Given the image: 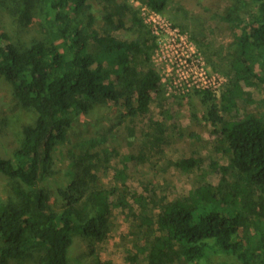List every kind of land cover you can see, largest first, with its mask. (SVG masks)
Masks as SVG:
<instances>
[{"label": "trees", "instance_id": "trees-1", "mask_svg": "<svg viewBox=\"0 0 264 264\" xmlns=\"http://www.w3.org/2000/svg\"><path fill=\"white\" fill-rule=\"evenodd\" d=\"M134 1L162 15L170 2ZM232 1L227 20L234 16L238 30L228 61L232 77L221 90L196 89L195 95L205 109L203 120L214 127L218 145L229 156L221 171L235 175L238 182L233 187L225 178L217 191L209 185L198 190L199 196L165 207L157 217L164 237L152 253L158 264H203L212 253L226 256L228 264H264V208L255 200L257 194L260 200L264 197V116L231 115L240 101L253 104L243 85L257 75L254 68L264 84V0ZM92 2L108 11L109 31L103 36L93 29ZM139 13L130 0H0V80L13 90L21 110L16 118L23 121L11 125L19 135L15 159L0 156V176L9 195L7 202L0 199V264L25 263L35 254H40L38 264H72L77 238L105 236L110 194L101 187L89 190L93 154L73 153L70 180L56 193L59 209L52 205L47 184L56 175L57 153L72 143L83 118L114 104L130 117L144 115L155 97L166 94L152 62V28ZM4 14L16 31L6 28L4 20L9 18ZM130 15L137 38L113 37L110 29H127ZM92 46L97 51H91ZM151 124L164 137L163 125ZM160 136L158 142L164 139ZM176 165L191 171L198 160L182 159Z\"/></svg>", "mask_w": 264, "mask_h": 264}, {"label": "rangeland", "instance_id": "rangeland-1", "mask_svg": "<svg viewBox=\"0 0 264 264\" xmlns=\"http://www.w3.org/2000/svg\"><path fill=\"white\" fill-rule=\"evenodd\" d=\"M130 3L152 28L155 41L152 62L161 74L166 94L163 98L155 97L149 112L137 117H130L120 105L98 107L97 114L83 118L76 125L72 143L57 153L56 175L47 184L56 209L62 205L56 200V193L70 180L67 170L74 152L81 154L87 150L95 156L88 176L89 190L101 187L110 194L111 215L105 236L102 240L77 238L72 264H158L153 261L152 253L159 249L157 243L164 237L157 217L165 207L175 201L195 198L200 188L209 185L217 191L225 178L233 187L238 182L235 175L229 177L222 173V168L229 164V156L218 145L214 127L203 120L205 109L195 95L196 89L188 87L196 82L221 90L232 77L228 61L235 49L238 30L234 16L232 20H227V16L235 3L232 0H170L163 15L143 10L134 0ZM90 5L89 14L95 19L93 29L103 36L109 31L108 11L99 2ZM3 17L9 18L4 20L6 28L16 31L10 17L7 14ZM125 22L127 29H110L111 35L119 40H135L137 35L131 31L132 16ZM90 35L94 36L92 32ZM46 39H51L50 35ZM91 51L97 50L92 46ZM189 64L195 67L189 69ZM254 70L257 75H252L243 85L252 94L253 104L240 101L231 112L234 117L243 118L247 112L264 116V84L258 69ZM120 73L118 69L116 75ZM1 81L0 156L15 159L20 147L19 135L11 125L15 128L23 121L16 118L21 110L13 90ZM152 122L163 125L164 137L159 132L158 135ZM156 136L164 138L163 141L158 142ZM191 157L198 160L197 168L185 171L177 167L180 160ZM246 197L247 191L241 200ZM0 199L4 202L9 199L7 182L1 176ZM255 200L261 201L264 208V197L260 200L257 194ZM150 217L154 223L144 221ZM34 256L17 264H38L40 254ZM229 260L212 253L203 264H228ZM176 264L184 263L177 261Z\"/></svg>", "mask_w": 264, "mask_h": 264}, {"label": "built area", "instance_id": "built-area-1", "mask_svg": "<svg viewBox=\"0 0 264 264\" xmlns=\"http://www.w3.org/2000/svg\"><path fill=\"white\" fill-rule=\"evenodd\" d=\"M145 9H147V10H150V9H148V8H144L143 7V10H145ZM151 11V10H150ZM153 12V11H152ZM153 13H155V12H153ZM155 14H157V13H155ZM160 15V14H159ZM172 29L173 30H177V29H175L174 27H172ZM187 67L189 68V69H192V68H194L195 67V65H193V64H189V65H187ZM189 88H192V89H201V90H207V89H213L212 88V86L210 87V86H208V87H205L204 85H199V84H197L196 82H194L193 84H192V86H188ZM213 90H215V89H213Z\"/></svg>", "mask_w": 264, "mask_h": 264}]
</instances>
